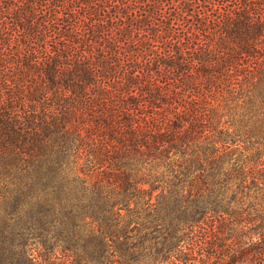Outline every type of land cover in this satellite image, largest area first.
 <instances>
[{
	"label": "trees",
	"instance_id": "16d2710c",
	"mask_svg": "<svg viewBox=\"0 0 264 264\" xmlns=\"http://www.w3.org/2000/svg\"><path fill=\"white\" fill-rule=\"evenodd\" d=\"M0 264H264V0H0Z\"/></svg>",
	"mask_w": 264,
	"mask_h": 264
}]
</instances>
